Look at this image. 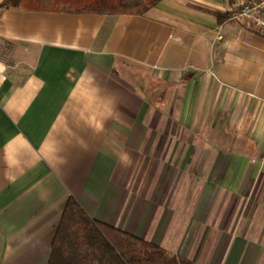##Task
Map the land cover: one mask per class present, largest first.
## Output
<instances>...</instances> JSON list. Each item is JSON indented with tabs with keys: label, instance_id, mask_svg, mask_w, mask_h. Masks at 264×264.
Returning <instances> with one entry per match:
<instances>
[{
	"label": "crops",
	"instance_id": "1",
	"mask_svg": "<svg viewBox=\"0 0 264 264\" xmlns=\"http://www.w3.org/2000/svg\"><path fill=\"white\" fill-rule=\"evenodd\" d=\"M7 2L0 264H47L69 197L191 264H264V36L234 0Z\"/></svg>",
	"mask_w": 264,
	"mask_h": 264
},
{
	"label": "trees",
	"instance_id": "2",
	"mask_svg": "<svg viewBox=\"0 0 264 264\" xmlns=\"http://www.w3.org/2000/svg\"><path fill=\"white\" fill-rule=\"evenodd\" d=\"M160 0H8L36 10L143 14ZM47 264H191L152 241L93 219L69 197L56 227Z\"/></svg>",
	"mask_w": 264,
	"mask_h": 264
},
{
	"label": "built area",
	"instance_id": "3",
	"mask_svg": "<svg viewBox=\"0 0 264 264\" xmlns=\"http://www.w3.org/2000/svg\"><path fill=\"white\" fill-rule=\"evenodd\" d=\"M231 18L248 22L256 32L264 36V0H234ZM0 47H6L1 40Z\"/></svg>",
	"mask_w": 264,
	"mask_h": 264
}]
</instances>
